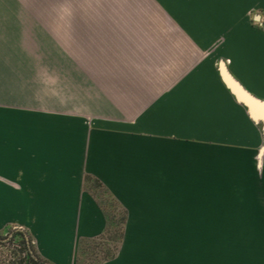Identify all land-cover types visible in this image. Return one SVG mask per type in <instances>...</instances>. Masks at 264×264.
Segmentation results:
<instances>
[{"label":"crops","instance_id":"obj_1","mask_svg":"<svg viewBox=\"0 0 264 264\" xmlns=\"http://www.w3.org/2000/svg\"><path fill=\"white\" fill-rule=\"evenodd\" d=\"M46 2L0 0V231L76 264L104 198L125 225L99 264L179 263L171 222L212 221L214 182L261 172L262 128L219 67L264 100V0Z\"/></svg>","mask_w":264,"mask_h":264},{"label":"rangeland","instance_id":"obj_2","mask_svg":"<svg viewBox=\"0 0 264 264\" xmlns=\"http://www.w3.org/2000/svg\"><path fill=\"white\" fill-rule=\"evenodd\" d=\"M223 184L224 187L217 188ZM223 184L214 182L212 221L171 222L181 227L180 238H170L180 239L181 248L179 263L175 258L172 264H264V162L260 174L257 172L253 181L243 183L244 188L231 187L243 186L239 182ZM185 228L190 229L189 236ZM18 244V239L0 240V264H19L23 253Z\"/></svg>","mask_w":264,"mask_h":264},{"label":"trees","instance_id":"obj_3","mask_svg":"<svg viewBox=\"0 0 264 264\" xmlns=\"http://www.w3.org/2000/svg\"><path fill=\"white\" fill-rule=\"evenodd\" d=\"M90 179L89 176H86V188L93 194H96L95 188L105 189L102 183L94 178L91 179L92 184H89ZM100 205L106 214V228L97 237L80 239L76 264H99L114 258L119 250L124 236L125 211L120 206H117L119 209L116 206H109L104 198L100 201ZM10 230L11 232H9ZM6 233L12 234L10 240L7 241L18 239L22 245L20 248V244H18L23 253L19 264H51L38 254L33 239L27 232L10 227Z\"/></svg>","mask_w":264,"mask_h":264},{"label":"water","instance_id":"obj_4","mask_svg":"<svg viewBox=\"0 0 264 264\" xmlns=\"http://www.w3.org/2000/svg\"><path fill=\"white\" fill-rule=\"evenodd\" d=\"M220 74L230 91L236 99L244 104L249 116L258 124H260L263 132V145L259 152V162L264 153V100L250 93L237 79H235L228 71L225 64L220 63Z\"/></svg>","mask_w":264,"mask_h":264},{"label":"flooded vegetation","instance_id":"obj_5","mask_svg":"<svg viewBox=\"0 0 264 264\" xmlns=\"http://www.w3.org/2000/svg\"><path fill=\"white\" fill-rule=\"evenodd\" d=\"M12 237V234H6V233H0V240H10V238ZM13 242H15V240H12Z\"/></svg>","mask_w":264,"mask_h":264}]
</instances>
